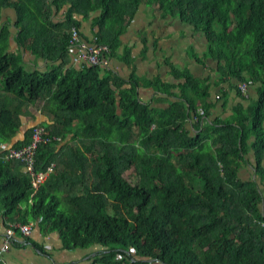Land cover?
<instances>
[{"label": "trees", "instance_id": "obj_1", "mask_svg": "<svg viewBox=\"0 0 264 264\" xmlns=\"http://www.w3.org/2000/svg\"><path fill=\"white\" fill-rule=\"evenodd\" d=\"M54 3L70 4L62 55L71 27L80 26L76 14L97 11L99 42L116 52L120 34L146 3L202 32L205 57L219 62L221 77L247 84L256 96L227 119H213L208 79L168 63L177 83L157 77L146 83L176 100L155 108L140 99L145 81L135 72L127 83L103 74L101 66L27 71L21 57L8 51L10 30L4 26L0 140L29 143L33 128L14 140L22 109L40 100L55 104L50 133L64 140L73 134L67 145H39L36 169L53 162L55 168L37 188L21 163L0 157L5 226L36 222L44 233L58 232L65 249L99 246L91 264H264L262 194L256 182L239 178L245 158L254 153L264 183V0ZM5 6L17 8L18 42L27 46L31 34L35 41L39 24L48 20L46 1L0 0V10ZM130 52L125 48L124 58ZM76 138L79 144L71 143Z\"/></svg>", "mask_w": 264, "mask_h": 264}, {"label": "crops", "instance_id": "obj_2", "mask_svg": "<svg viewBox=\"0 0 264 264\" xmlns=\"http://www.w3.org/2000/svg\"><path fill=\"white\" fill-rule=\"evenodd\" d=\"M49 11L48 20L39 24L36 40L32 41V34L28 38L27 46L18 42L19 28L18 11L14 6H5L0 10V30L7 26L10 30L8 51L21 57L23 67L27 71L46 72L55 66L78 68L74 66L67 53L62 55V47L69 30L66 25V15L70 4L64 3L56 6L54 0H45ZM40 13H43L40 11ZM97 11L85 16L76 14L80 23L82 35L90 39L99 31L94 19ZM42 20L41 15L39 16ZM35 31V30H34ZM121 46L112 51L107 66L103 67V74L118 75L129 81L130 75L135 72L145 84L138 89L139 97L143 102L151 103L155 108H168L176 99L159 94L154 87L146 83L148 80L160 78L171 84L177 83L170 75L171 68L168 63L180 71L188 70L195 78L208 79L210 84V102L213 119H227L232 115L233 109L239 105L248 106L250 98H255L254 89L249 88V97L245 99L238 92L240 83L231 78H223L218 72L219 62L211 57H205L208 41L202 32L196 31L180 18L167 15L164 11L141 3L130 24L120 34ZM130 48L129 58H124L123 51ZM30 106V107H29ZM22 109L23 122L20 133L14 142L25 139L29 129L36 125L49 126L54 123L53 104L46 105L40 100ZM29 107V109H28ZM31 117L29 122L28 118ZM73 134L60 144L65 145L72 141ZM67 144V143H66ZM254 153L245 158V164L239 172L243 181L256 182L262 194L260 209L264 215V183H261L256 171ZM22 170L24 171L23 167ZM5 221L0 213V240L5 231ZM99 246L88 249H65L58 232L44 233L39 223H34L32 233L24 238L18 235V241L10 246L3 255V264H91Z\"/></svg>", "mask_w": 264, "mask_h": 264}, {"label": "built area", "instance_id": "obj_3", "mask_svg": "<svg viewBox=\"0 0 264 264\" xmlns=\"http://www.w3.org/2000/svg\"><path fill=\"white\" fill-rule=\"evenodd\" d=\"M68 52L74 66L78 68L92 66H101L103 68L108 64L112 48L108 44L99 42L97 34L93 35L90 39H86L82 35L80 26L73 25L70 29ZM239 89L243 97H249V87L247 84L241 83ZM200 113L203 114V110H201ZM63 141V136L51 134L46 126L39 124L33 127L31 141L29 143H25L21 146H14V143L0 140V157L5 161L15 160L21 163L24 172L32 176L33 185L37 188L41 183L47 180L50 174L54 172L55 168V163L53 162L44 170L36 169V158L39 145L41 143L60 144ZM34 223L35 222H15L6 226L0 240V260H2L3 255L9 251L10 246L18 241L19 234L24 238L31 235ZM117 257L122 258L123 254L119 253Z\"/></svg>", "mask_w": 264, "mask_h": 264}, {"label": "rangeland", "instance_id": "obj_4", "mask_svg": "<svg viewBox=\"0 0 264 264\" xmlns=\"http://www.w3.org/2000/svg\"><path fill=\"white\" fill-rule=\"evenodd\" d=\"M46 101V100H45ZM52 104H53V107L55 106V104L53 103L54 101H50ZM30 107V106H29ZM29 107H28V109H29ZM28 120H29V122H30V120H31V117H29L28 118ZM47 127V126H46ZM110 140H111V138H110ZM71 143H77V144H79V142H78V139L76 138L75 140H74V142H71ZM66 144V143H65ZM67 145V144H66Z\"/></svg>", "mask_w": 264, "mask_h": 264}]
</instances>
